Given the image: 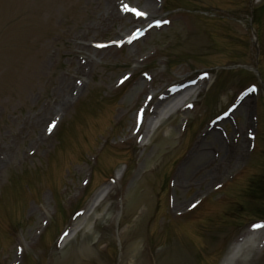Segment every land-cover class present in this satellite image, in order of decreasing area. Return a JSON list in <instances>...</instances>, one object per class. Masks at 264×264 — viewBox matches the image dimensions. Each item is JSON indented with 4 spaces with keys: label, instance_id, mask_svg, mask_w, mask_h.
<instances>
[{
    "label": "rangeland",
    "instance_id": "rangeland-1",
    "mask_svg": "<svg viewBox=\"0 0 264 264\" xmlns=\"http://www.w3.org/2000/svg\"><path fill=\"white\" fill-rule=\"evenodd\" d=\"M149 1L0 0V264H264V0Z\"/></svg>",
    "mask_w": 264,
    "mask_h": 264
},
{
    "label": "bare ground",
    "instance_id": "bare-ground-1",
    "mask_svg": "<svg viewBox=\"0 0 264 264\" xmlns=\"http://www.w3.org/2000/svg\"><path fill=\"white\" fill-rule=\"evenodd\" d=\"M149 3L151 4V0L149 1ZM150 7V6H149ZM112 17H116V12L113 13ZM145 17V16H144ZM73 88V83H65V85L63 86V89L61 91L60 94L58 95V98H65L67 96V94H69L71 92ZM171 87L170 91L166 93L165 98L169 97L174 90L177 89V86L175 88ZM190 99V98H189ZM184 99L182 105H185L186 102L189 100ZM174 100H169V102H167L162 108H160V110L158 111V115L157 117L159 119H162V117L171 114L174 110V108L176 107V104L173 102ZM196 153H199L201 155H207V152L209 151L207 148H197L196 149ZM227 159L226 157L223 158H210L208 159L204 164L199 165L200 167H198V172H199V177L197 179H195L194 181L198 182V183H203L205 181H207L208 179H210L211 177H213L214 175V170H217L219 168V166H221L222 164L226 163ZM212 165V166H211ZM195 177V174H193V178ZM111 189V184H107L105 186H103L97 193L96 195L93 197V199L90 201V203L88 204L87 208L85 209V211L83 212L82 216L78 219V221L72 226L70 227L67 232L65 233V237H64V242L68 239H70L74 234H76L81 227L85 224L86 220L88 219V217H90V215L93 213V211L102 203V201L105 199V197L107 196V194L109 193ZM192 200V198L190 199ZM187 204V203H186ZM182 206H185L184 203L181 204ZM256 234L258 236H260V231L259 229L256 230ZM247 241V237L246 238H242L240 240L237 241L236 245L233 247V249L230 251L228 257L224 260L225 263L229 262L230 260H232L236 253L240 250H242L245 246H246V242Z\"/></svg>",
    "mask_w": 264,
    "mask_h": 264
},
{
    "label": "snow or ice",
    "instance_id": "snow-or-ice-1",
    "mask_svg": "<svg viewBox=\"0 0 264 264\" xmlns=\"http://www.w3.org/2000/svg\"><path fill=\"white\" fill-rule=\"evenodd\" d=\"M124 8H125V10L133 12L138 17H143V16L147 15V13L139 11L136 8H129V5H127V4L124 5ZM133 38H135V37H133ZM257 227H264V225H257Z\"/></svg>",
    "mask_w": 264,
    "mask_h": 264
},
{
    "label": "trees",
    "instance_id": "trees-1",
    "mask_svg": "<svg viewBox=\"0 0 264 264\" xmlns=\"http://www.w3.org/2000/svg\"><path fill=\"white\" fill-rule=\"evenodd\" d=\"M254 196H256V195H254ZM257 197V196H256Z\"/></svg>",
    "mask_w": 264,
    "mask_h": 264
}]
</instances>
